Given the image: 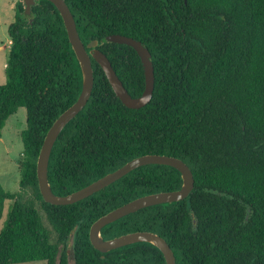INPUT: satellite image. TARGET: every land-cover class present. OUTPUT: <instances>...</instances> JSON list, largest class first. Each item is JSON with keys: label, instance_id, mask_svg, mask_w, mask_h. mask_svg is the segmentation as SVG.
I'll return each instance as SVG.
<instances>
[{"label": "trees", "instance_id": "trees-1", "mask_svg": "<svg viewBox=\"0 0 264 264\" xmlns=\"http://www.w3.org/2000/svg\"><path fill=\"white\" fill-rule=\"evenodd\" d=\"M81 40L97 41L133 98L146 89L137 51L107 42L140 41L155 70L152 101L126 107L93 60L95 86L85 110L57 141L49 180L58 196L75 193L145 155L184 161L195 187L185 201L148 208L103 231L106 240L153 232L177 264H264V0H66ZM12 41L0 86V141L7 121L27 111L21 189L0 182V264H166L137 244L103 254L90 240L95 222L144 196L181 189V174L147 166L68 206L46 203L37 163L56 120L78 100L80 68L60 13L47 0L26 13L15 5ZM32 191L56 235L26 199Z\"/></svg>", "mask_w": 264, "mask_h": 264}, {"label": "water", "instance_id": "water-1", "mask_svg": "<svg viewBox=\"0 0 264 264\" xmlns=\"http://www.w3.org/2000/svg\"><path fill=\"white\" fill-rule=\"evenodd\" d=\"M38 1L41 0H23L27 14L31 13L32 7ZM47 1L54 5L63 18L72 49L80 68L82 91L77 102L56 120L46 135L37 163L39 188L43 200L55 206L74 205L103 191L140 168L153 165L171 167L177 170L182 176L183 185L181 189L173 192H162L144 196L108 213L93 224L90 231V240L93 247L103 254L137 244H150L162 252L166 264H177L176 256L170 245L156 233L136 232L112 240H106L103 237V231L110 225L142 210L179 203L190 198L194 191L195 178L191 168L181 159L166 155H145L128 162L115 172L106 175L100 180L70 195L58 196L52 190L49 180L52 153L62 133L85 110L92 98L95 86L93 60L105 72L117 97L130 109L144 108L152 101L155 91V70L149 49L140 41L123 35H112L107 38L106 41L109 43L132 47L141 58L145 70L146 89L142 96L133 98L118 77L107 55L99 49L101 44L95 41L85 46L78 32L75 17L66 0Z\"/></svg>", "mask_w": 264, "mask_h": 264}, {"label": "rangeland", "instance_id": "rangeland-1", "mask_svg": "<svg viewBox=\"0 0 264 264\" xmlns=\"http://www.w3.org/2000/svg\"><path fill=\"white\" fill-rule=\"evenodd\" d=\"M18 0H0V86L7 83L6 68L9 61L12 41L9 36V27L15 21V5ZM27 127V111L20 109L8 121L3 130V137L0 141V182L4 189L12 194L20 192L21 186V161L24 157V145L22 142V132ZM25 198L41 214L45 226L53 232V243L56 235L49 224L41 203L37 200L32 191L25 194ZM13 204L12 201L6 203L4 219L0 223V234L6 220L7 213ZM71 264H75L74 257L71 255ZM26 264H46L45 262H32Z\"/></svg>", "mask_w": 264, "mask_h": 264}]
</instances>
